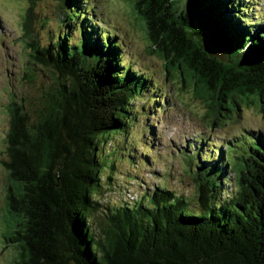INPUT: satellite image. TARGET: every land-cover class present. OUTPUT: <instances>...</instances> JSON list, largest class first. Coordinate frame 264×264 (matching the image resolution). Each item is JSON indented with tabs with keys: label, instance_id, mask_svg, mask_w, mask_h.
Wrapping results in <instances>:
<instances>
[{
	"label": "trees",
	"instance_id": "trees-1",
	"mask_svg": "<svg viewBox=\"0 0 264 264\" xmlns=\"http://www.w3.org/2000/svg\"><path fill=\"white\" fill-rule=\"evenodd\" d=\"M127 1L166 74L179 75L204 102L211 124L239 103L264 116V20L248 24L250 0ZM57 12L56 39L31 42L28 54L52 76L34 120L20 104L8 107L2 165L12 223L4 243L16 251L8 264H264L260 131L240 134L225 152L214 144L206 152L201 138L177 150L190 153V197L164 183L141 189L135 170V187L113 203L102 198L116 193L110 173L121 145L112 138L125 137L136 114L151 111L134 101L161 109L166 100L154 99L152 79L121 58L119 42L99 28L87 0H58ZM108 140L112 149L104 152ZM135 150L126 158L149 167L151 153Z\"/></svg>",
	"mask_w": 264,
	"mask_h": 264
},
{
	"label": "rangeland",
	"instance_id": "rangeland-1",
	"mask_svg": "<svg viewBox=\"0 0 264 264\" xmlns=\"http://www.w3.org/2000/svg\"><path fill=\"white\" fill-rule=\"evenodd\" d=\"M250 1L249 7H253V11L245 14L248 24L264 20V0ZM29 4V0H0V264H8V260L11 261V257L16 254L13 247L4 243V239L10 234L12 223L5 210L7 173L2 165L6 160L5 134L10 121L8 107L12 102L20 104L30 120H34L41 100L50 88L52 76L41 66L29 61L30 45L37 41L39 47L44 46L60 33L58 0H34V4ZM87 9L90 14L95 15L93 18L99 22L100 29L116 37L115 42H119L121 46L120 56L125 63L130 62L135 69L150 77L151 83L156 84L158 90L154 99L166 100V105L161 109L158 108L160 104H155L154 107L150 105V108L147 103L144 104L145 99L134 101V108L144 107L143 110L148 108L151 111L145 116L143 112L136 114L137 122L133 123L134 127L125 137L112 138V145H121L116 156L118 161L114 165L116 169L110 173V177L114 178L112 183L116 187L113 189L116 193L112 191L106 194L102 197L104 200L108 199L111 203L118 201L122 192H126L125 188L135 187L133 185L136 182L130 178L136 175V171L142 176H136L142 180L141 189H152L158 183H164L176 193L190 197L195 192V184L184 164L185 160L189 161L186 155L190 153L181 154L177 150L193 141L197 143L201 138L206 152H210L213 144L225 152L228 147L226 143L236 145V137L240 134L252 131L264 133V116L253 104L246 107L239 103L236 110L230 111L228 119L218 116L217 124H211L209 118H205L210 110L204 102L195 98L192 89L181 82L179 75L174 78L168 76L163 60L151 52L142 22L136 17L129 1L87 0ZM29 13L32 17L26 23ZM148 131L153 134L150 140ZM142 140L150 144L152 152H149V147L142 148ZM109 143L108 140L103 145L102 151L107 152L111 148ZM133 145L138 149L135 150ZM133 150L136 153H151L146 160L147 163L152 162L150 166H145L137 157H134L132 164L125 155L127 151ZM192 153L194 159L197 152ZM153 171L158 176H154ZM127 194L129 196L128 192Z\"/></svg>",
	"mask_w": 264,
	"mask_h": 264
}]
</instances>
